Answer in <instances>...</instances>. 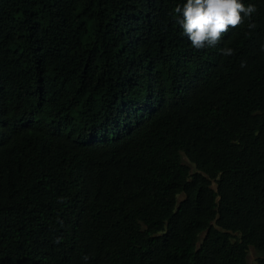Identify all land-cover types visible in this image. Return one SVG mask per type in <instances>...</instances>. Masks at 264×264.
I'll return each instance as SVG.
<instances>
[{"label": "trees", "instance_id": "1", "mask_svg": "<svg viewBox=\"0 0 264 264\" xmlns=\"http://www.w3.org/2000/svg\"><path fill=\"white\" fill-rule=\"evenodd\" d=\"M242 2L198 50L186 0H0V264H264V0Z\"/></svg>", "mask_w": 264, "mask_h": 264}, {"label": "clouds", "instance_id": "2", "mask_svg": "<svg viewBox=\"0 0 264 264\" xmlns=\"http://www.w3.org/2000/svg\"><path fill=\"white\" fill-rule=\"evenodd\" d=\"M174 11L182 14L178 23L192 47L199 50L218 45L230 28H236L244 23L256 8L252 4L246 6L242 0H186L183 8L178 6ZM220 51L225 56H230L234 52L231 48H222ZM55 242L59 243V238ZM88 259V256L84 257L85 261Z\"/></svg>", "mask_w": 264, "mask_h": 264}, {"label": "rangeland", "instance_id": "3", "mask_svg": "<svg viewBox=\"0 0 264 264\" xmlns=\"http://www.w3.org/2000/svg\"><path fill=\"white\" fill-rule=\"evenodd\" d=\"M248 258L252 264L255 263V255L252 250L249 252Z\"/></svg>", "mask_w": 264, "mask_h": 264}]
</instances>
